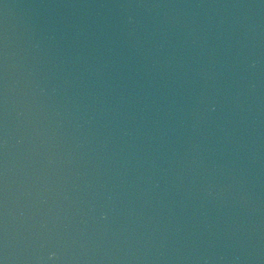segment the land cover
I'll return each instance as SVG.
<instances>
[{
  "label": "water",
  "instance_id": "95a60500",
  "mask_svg": "<svg viewBox=\"0 0 264 264\" xmlns=\"http://www.w3.org/2000/svg\"><path fill=\"white\" fill-rule=\"evenodd\" d=\"M0 264H264V0H0Z\"/></svg>",
  "mask_w": 264,
  "mask_h": 264
}]
</instances>
